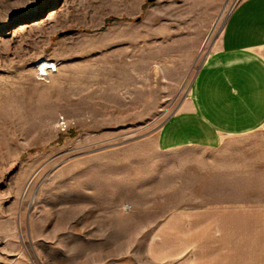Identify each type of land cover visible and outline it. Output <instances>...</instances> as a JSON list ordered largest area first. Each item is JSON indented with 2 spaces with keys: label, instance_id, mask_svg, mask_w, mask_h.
<instances>
[{
  "label": "rangeland",
  "instance_id": "374dc122",
  "mask_svg": "<svg viewBox=\"0 0 264 264\" xmlns=\"http://www.w3.org/2000/svg\"><path fill=\"white\" fill-rule=\"evenodd\" d=\"M238 1L0 0V264L186 263L180 207L223 198L158 129Z\"/></svg>",
  "mask_w": 264,
  "mask_h": 264
},
{
  "label": "crops",
  "instance_id": "0c3cea01",
  "mask_svg": "<svg viewBox=\"0 0 264 264\" xmlns=\"http://www.w3.org/2000/svg\"><path fill=\"white\" fill-rule=\"evenodd\" d=\"M223 23L156 145L175 153L176 174L192 188L206 181L209 196L223 198L198 214L192 203L180 207V261L264 264V0H239Z\"/></svg>",
  "mask_w": 264,
  "mask_h": 264
},
{
  "label": "water",
  "instance_id": "95a60500",
  "mask_svg": "<svg viewBox=\"0 0 264 264\" xmlns=\"http://www.w3.org/2000/svg\"><path fill=\"white\" fill-rule=\"evenodd\" d=\"M148 2H153V0H147ZM74 33V30H67V31H64V32H60L57 34L58 37H62V36H65V35H69V34H72Z\"/></svg>",
  "mask_w": 264,
  "mask_h": 264
},
{
  "label": "bare ground",
  "instance_id": "6f19581e",
  "mask_svg": "<svg viewBox=\"0 0 264 264\" xmlns=\"http://www.w3.org/2000/svg\"><path fill=\"white\" fill-rule=\"evenodd\" d=\"M44 63V62H43ZM44 65V64H43ZM46 65V64H45ZM45 65H44V67H45ZM54 66H53V64H51V65H47L44 69H46V68H53ZM44 69L41 71V74H43L44 73Z\"/></svg>",
  "mask_w": 264,
  "mask_h": 264
},
{
  "label": "built area",
  "instance_id": "2783aa9c",
  "mask_svg": "<svg viewBox=\"0 0 264 264\" xmlns=\"http://www.w3.org/2000/svg\"><path fill=\"white\" fill-rule=\"evenodd\" d=\"M52 69V68H51Z\"/></svg>",
  "mask_w": 264,
  "mask_h": 264
}]
</instances>
